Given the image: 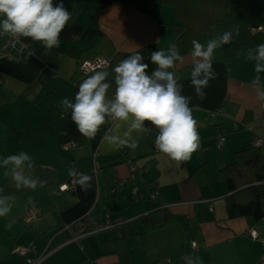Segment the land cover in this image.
<instances>
[{"label":"crops","instance_id":"obj_1","mask_svg":"<svg viewBox=\"0 0 264 264\" xmlns=\"http://www.w3.org/2000/svg\"><path fill=\"white\" fill-rule=\"evenodd\" d=\"M157 2L63 0L72 18L60 34L59 47L48 50L41 42L21 38L31 56L0 59V157L28 153L34 161L32 175L47 181L34 191L17 189L0 169V195L14 198L11 212L0 217V264H24L13 253L21 247L32 248L29 257L47 253L41 264H162L164 258L167 264H264V247L250 238L245 218L227 217L231 195L220 176L232 156L245 149L235 134L226 136L239 126L253 135V125L264 117V102L251 86L254 63L233 60L246 55L247 48L240 47L229 59L220 48L215 51L217 75L204 89L203 100L190 86L192 49L182 52L183 63L173 69L183 94L192 98L189 107L201 139L187 162L156 151L157 130L147 121L151 132L140 134L135 150L122 152L126 147L117 150L103 140L111 124L89 140L77 131L70 110L62 117L59 102L74 100L78 85L90 75L79 71L81 60L104 56L111 72L138 52L150 73L153 51L178 46L183 30L169 8L159 18L152 16ZM4 39L0 35V46ZM260 76L264 82V73ZM221 137L225 142L217 148ZM68 140L77 145L64 152L61 145ZM73 166L92 177L86 191L74 182L67 191L59 189L72 180L67 172ZM154 192L159 195L153 199ZM29 197L34 206L27 203ZM28 209L36 218L24 223ZM161 210L175 218L174 225L145 232L140 218ZM106 223L115 227L96 232Z\"/></svg>","mask_w":264,"mask_h":264},{"label":"clouds","instance_id":"obj_2","mask_svg":"<svg viewBox=\"0 0 264 264\" xmlns=\"http://www.w3.org/2000/svg\"><path fill=\"white\" fill-rule=\"evenodd\" d=\"M71 18L72 13L64 7L63 0L57 3L54 0H0V35L7 36L13 44L19 43L21 38H30L41 42L48 50L57 48L60 34ZM212 28L214 30L215 26ZM238 35V29L233 28L205 43L192 41L190 86L197 98L203 100L204 89L209 81L216 79L213 69L215 51ZM246 58L254 63L256 73L251 86L258 101L264 102V82L260 76L264 73V44L248 49ZM150 60L155 65L150 73L149 65L138 52L120 60L111 72L103 62L97 65L78 85L74 100L65 97L59 102L62 117L70 110L77 131L89 140L96 137L101 126L111 124V130L103 140L117 150L123 147L135 150L140 134L151 132L145 126L147 121L157 130L155 148L173 161L187 162L199 150L201 139L198 121L189 107L192 98L183 94V84L173 71L177 62L183 63L184 57L172 43L166 50L153 51ZM113 85L114 90L109 94ZM0 169L17 189L34 191L47 183L32 175L33 158L22 150L0 157ZM67 174L82 190L91 186L92 177L75 166L69 168ZM27 203L34 206V198L29 197ZM13 204L12 196L0 195V217L7 216Z\"/></svg>","mask_w":264,"mask_h":264},{"label":"trees","instance_id":"obj_3","mask_svg":"<svg viewBox=\"0 0 264 264\" xmlns=\"http://www.w3.org/2000/svg\"><path fill=\"white\" fill-rule=\"evenodd\" d=\"M262 1L264 0H158V2L152 7V16L159 18L163 8H169L172 11L174 17L179 22L180 27L183 30L177 46L180 54L192 49L193 40L205 43L208 39L216 36L217 34H222L224 31H232L233 28H237L239 35L234 36L231 43L220 48L223 54L229 58L231 56H235L240 47H245L248 50L250 48H255L259 44H264V26L261 23L250 26L241 24L237 20V14L245 8L246 4ZM213 25L215 26L214 30L212 28ZM252 28H261V30L252 32ZM2 36L5 39L4 43L0 46V50L15 54L14 51H16V48H12L9 45L2 48L6 43V36ZM25 44L27 50L30 52L27 57L20 59H2L16 61L30 57L32 53L28 44ZM220 139H223L224 141L222 142V145L218 147ZM220 139L216 144L217 148H222L225 142L224 137H221ZM254 141H258V144L254 145ZM68 142H73L75 146L64 152L76 148L77 143L75 140H68L65 143ZM263 144L264 139L260 137L255 138L252 141V146L238 151L235 154L234 161L228 163L220 170V176L226 190L231 195L226 201L227 217H243L250 227L249 229L254 228L259 232H261L264 227V154L260 152ZM127 148L128 147L123 148L121 151L125 152ZM64 184L67 186V189L64 191H67L69 187H72L73 181L70 180L69 183ZM120 186H123V184H117V187ZM115 188L116 187H114L113 190ZM157 195H159V193L154 192L151 198L154 199ZM28 210L24 216L25 221ZM161 211L163 212L155 215L146 214L140 218L145 232L161 230L168 227V224L172 225L175 223L176 220L174 217L164 210ZM35 218L26 222L30 223L34 221ZM99 227L110 228L115 227V225H109L107 223L100 224L94 228L96 232L101 231H98ZM17 249L18 248L14 249V252L12 250V252L22 258L24 260V264H26V258H36L40 254H46L47 256V253H39L33 257H29V254L32 252V248H26L29 250V253L25 258V256H21L16 253Z\"/></svg>","mask_w":264,"mask_h":264},{"label":"built area","instance_id":"obj_4","mask_svg":"<svg viewBox=\"0 0 264 264\" xmlns=\"http://www.w3.org/2000/svg\"><path fill=\"white\" fill-rule=\"evenodd\" d=\"M261 28H252L251 31L252 32H257L260 31ZM11 46L12 48H16L15 54L12 53H7L4 51L0 50V59L2 58H8V59H14V58H23V57H27L30 52L27 50L26 48V44L24 42H22L20 40L19 43H15L13 44L10 39L6 36V43L2 48H5L6 46ZM104 63L105 66L109 67L110 65V60H108L107 58H105L104 56L98 55L93 57L92 59H88V60H82L81 62H79V70L81 72L82 75H88L92 73V70L97 66L100 65L101 63ZM224 140L220 139V142L218 143V147H220L222 145V142ZM258 144V141H254V145ZM75 146V144L73 142H68V143H64L61 145V149L62 151H66L70 148H73ZM156 151H158L156 149ZM59 189L61 191H64L67 189V186L65 184H62L59 186ZM156 195V194H155ZM34 212L33 210H28L27 212V216H26V221H30L32 219H34ZM107 227H99V230H103ZM248 234L250 236V238L254 241H258L262 244V246L264 247V227L262 229L261 232H259L257 229H249L248 230ZM16 253H18L21 256H25V258L27 257V254L29 253V250L26 248H18L16 250ZM46 258V254H40L38 257L36 258H26V264H41ZM167 262H169V260H167Z\"/></svg>","mask_w":264,"mask_h":264},{"label":"rangeland","instance_id":"obj_5","mask_svg":"<svg viewBox=\"0 0 264 264\" xmlns=\"http://www.w3.org/2000/svg\"><path fill=\"white\" fill-rule=\"evenodd\" d=\"M237 20L239 21V23L245 24V25L253 26V25H257L258 23H261L264 26V1L246 4L245 8L240 13L237 14ZM233 60H234V62H237V63L241 62L243 64H245L247 62L246 55H244L243 57H241L239 59H233ZM237 74L243 75V74H245V71H240V72L238 71ZM263 123H264V117L258 119L255 122V124L253 125V130H254L253 135H252V133L247 131L242 126H239L234 132H232L231 134H228L226 136V138H228L229 135L231 136V135L235 134L237 136V138H239V145L242 148L249 147V145L252 144V141L255 138L260 137V138L264 139V133H263L264 132V127H263L264 124ZM223 152L226 154V152H227L226 147L223 149ZM260 152L264 154V144H263L262 148L260 149ZM232 157L234 160L235 156L233 155ZM23 221H24V223H27L25 220H23ZM169 225L170 224H168L167 226H169ZM172 225H174V223ZM176 238H179L178 234H177ZM160 261L162 264L166 263L167 258H164Z\"/></svg>","mask_w":264,"mask_h":264}]
</instances>
